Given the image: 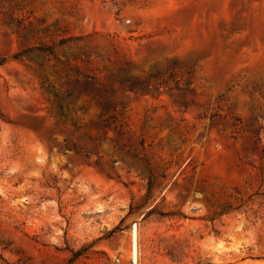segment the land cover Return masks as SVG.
<instances>
[{
  "label": "rangeland",
  "instance_id": "1",
  "mask_svg": "<svg viewBox=\"0 0 264 264\" xmlns=\"http://www.w3.org/2000/svg\"><path fill=\"white\" fill-rule=\"evenodd\" d=\"M0 264H264V0H0Z\"/></svg>",
  "mask_w": 264,
  "mask_h": 264
},
{
  "label": "trees",
  "instance_id": "2",
  "mask_svg": "<svg viewBox=\"0 0 264 264\" xmlns=\"http://www.w3.org/2000/svg\"><path fill=\"white\" fill-rule=\"evenodd\" d=\"M38 50H39L40 52L48 53V54H50V55H53V52H52L50 49H48V48H39ZM27 52H29V50L24 51L21 55H24V54H26ZM63 103H64V102L62 101V102H60L59 105H58V109H59V113H60V117H61V118H65V117H66V115H65V113H64V106H63ZM73 151H74L75 153L78 154V152H77L75 146H73ZM150 173H151V172H150ZM152 187H153V177H152V174H150V177H149V180H148V190H149V192L151 191Z\"/></svg>",
  "mask_w": 264,
  "mask_h": 264
}]
</instances>
